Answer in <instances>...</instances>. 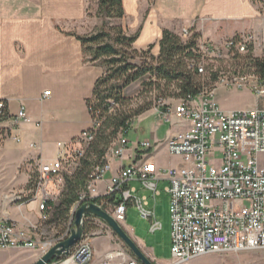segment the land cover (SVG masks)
Masks as SVG:
<instances>
[{
	"label": "built area",
	"instance_id": "2783aa9c",
	"mask_svg": "<svg viewBox=\"0 0 264 264\" xmlns=\"http://www.w3.org/2000/svg\"><path fill=\"white\" fill-rule=\"evenodd\" d=\"M192 24L180 31L182 39L190 37ZM201 58L190 62L188 69L204 74L205 57L213 53L206 41L198 40ZM227 50L239 54L247 52L264 56V30L239 32L224 40ZM219 85H249L257 96V104L251 108L223 111L214 100L218 85L203 90L198 95L179 99L167 110H162L164 99H159L155 109L157 119L170 120L174 115L186 127L166 142L167 153L181 157L176 167H158L150 156L134 160L120 167L106 181L103 192L97 182L104 179L111 170L103 160L88 175L77 200L71 206L65 233L54 242H41L42 223L46 221L63 188V175L70 174L72 166L84 155L86 146L93 140L100 127L101 118L90 117V125L83 129L73 141L58 142V152L51 160L37 159L36 172L27 192L10 193L5 196L11 203L27 204L37 202L38 217L25 223L0 217V249H34L40 245L46 252L55 243L68 237L73 227L75 210L85 202H93L122 223L126 219L127 206L134 204L139 216L150 221L149 231L161 228L154 210L149 207L146 195L137 196V182L153 199L161 194L159 182H166L163 191L169 199L171 264H181L207 253H231L249 249H264V84L255 78L249 83L245 76L228 79L219 78ZM49 91H44L43 97ZM91 109V108H90ZM25 108L21 106L14 115L6 111V104L0 100V121L8 125L0 127V142L7 137L19 140L12 133L16 125L25 120ZM130 129V128H129ZM123 129L109 153L122 157L128 140ZM147 151L148 140L139 143ZM219 157L213 159L214 151ZM98 219L88 215L85 221ZM100 220V219H99ZM48 264H140L130 253L112 249L101 258L95 257L92 239L84 231L67 255L53 259Z\"/></svg>",
	"mask_w": 264,
	"mask_h": 264
},
{
	"label": "crops",
	"instance_id": "0c3cea01",
	"mask_svg": "<svg viewBox=\"0 0 264 264\" xmlns=\"http://www.w3.org/2000/svg\"><path fill=\"white\" fill-rule=\"evenodd\" d=\"M122 3L124 16L117 24L127 34L139 31L133 48L145 50L152 45L150 53L154 56L159 53L164 28L177 32V26L180 29L192 24L199 40L206 42L220 41L239 32L264 30V0H122ZM97 25L98 19L88 0H0V100L5 102L9 115H14L21 106L26 112L25 120L12 130L19 140L7 137L0 145L5 153L4 167L9 170L7 184L0 188V217L23 223L33 220L25 210L26 204L11 203L5 198L12 193V185L28 183L27 176L21 177L19 171L28 161L55 158L58 142L73 141L90 125L86 100L104 67L88 60L74 34L90 33ZM44 91L50 93L43 97ZM220 108L225 112L241 109ZM149 115H139L138 121ZM171 117L175 122L162 147L144 151L136 140L126 147L122 157L106 153L111 170L97 182L99 192L104 191L114 172L134 160L150 156L158 167L181 164L179 156L171 155L167 163L162 156L163 152L168 154L166 140L187 125L174 115ZM7 125L6 120L0 121L3 129ZM155 136L150 132L151 138ZM131 184L136 187L137 196L148 197L149 192L139 183ZM131 237L140 245L132 234ZM92 244L96 258L111 249L106 237L93 238ZM146 254L150 256V252Z\"/></svg>",
	"mask_w": 264,
	"mask_h": 264
},
{
	"label": "rangeland",
	"instance_id": "374dc122",
	"mask_svg": "<svg viewBox=\"0 0 264 264\" xmlns=\"http://www.w3.org/2000/svg\"><path fill=\"white\" fill-rule=\"evenodd\" d=\"M88 1L93 6L94 15L98 19V25L93 30H101L102 28L109 29L112 25L117 24L116 19H108L105 16L98 14V0ZM183 27L179 29V26H177L176 33L180 34ZM193 32H195V30H192V33ZM224 40L225 38L220 41H207L213 49V53L205 57V70L207 73L210 71H216L219 78L228 79V82H230L235 76H245L247 77L249 83L255 82V78L257 77L254 75V68L250 64H247V62L245 63L243 60L245 54H239L234 51L227 50L224 47ZM236 55H239V57L237 58ZM252 56L257 57L259 56V53H252ZM130 61L137 65H141L143 58L138 56L131 58ZM205 78L206 80H204L207 81L206 85H218L214 90V100L218 103L219 107L251 108L257 104V96L249 85L241 87L237 85H219V83L215 81L212 82V80H208V77ZM143 81L147 83L145 86L142 84ZM149 82L150 80L148 76H145L142 79L131 83L123 90V95L128 99L127 104L117 106L125 113H131L140 108L149 106L146 111L141 113L143 116L150 114L144 120L138 121L141 118L139 115L132 117L130 121V129L125 134V138L128 140L127 146H131L134 141L136 142V140L140 142L148 140L151 144V148L162 147L164 140L170 133V126L175 122L173 117H171L169 121H166L163 118L157 119L154 113L156 111L155 109L159 106L158 104L160 98L164 99L166 103L162 106V110L171 109L178 102V99L176 97L160 96L158 90L154 88L155 85H150ZM161 87L163 88V86ZM172 89V86L168 88L167 93L172 91ZM150 132L155 133V138L150 137ZM118 137L119 135L117 138ZM117 138L114 142H116ZM1 143L2 142H0V145ZM113 144H111L109 148H111ZM108 152L109 149L107 150V153ZM4 155L5 153L0 150V188L7 184L9 172V170L4 167ZM162 156L165 163L172 158L170 154H165V152L162 153ZM218 157L219 152L215 149L212 158L216 159ZM35 172L36 168L34 166V162L31 163L30 161H28L26 165H23L19 171L21 177L24 175L27 176V182L31 176H34ZM165 184L166 182L159 183L158 187L161 190V194L155 199H153L150 192L148 193V208L154 210L156 220L161 223L160 229L155 232H150V221L139 216L134 204H129L127 206L126 219L120 223L130 236L132 234L134 238L138 239L140 245L136 244L145 254L146 252H150V256L146 255L155 264L172 263L170 250V215L168 210L169 199L168 195L163 191V185ZM11 188L12 193L19 192L20 190L26 191L27 199L31 198V193L29 192L30 189L27 188V183L24 185L22 182H19V184L17 183L12 185ZM25 210L33 216V220L38 217L37 202L33 200L29 201L25 205ZM50 218L51 216L42 223L41 242H54L56 239L61 237L67 229L68 220L62 223L58 219L49 222L48 220ZM86 226V232L91 239L106 237L109 242H111L110 250L119 249L130 253L123 242L102 220H90L87 222ZM99 248H102V246H99ZM42 255L43 252L40 249V245L34 249H0V264H33ZM181 264H264V249H249L231 253H207Z\"/></svg>",
	"mask_w": 264,
	"mask_h": 264
},
{
	"label": "trees",
	"instance_id": "16d2710c",
	"mask_svg": "<svg viewBox=\"0 0 264 264\" xmlns=\"http://www.w3.org/2000/svg\"><path fill=\"white\" fill-rule=\"evenodd\" d=\"M98 14L108 19H121L124 16L122 0H98ZM138 34L139 31L127 34L120 24L83 35L74 34L81 42L88 60L97 61L104 67L103 74L94 83L91 97L86 100L90 117L99 116L101 124L93 140L86 146L84 155L72 166L71 173L63 175V188L58 203L53 206L49 222L58 219L62 223L68 220L70 208L77 200L89 173L105 160L107 150L120 131L130 128L132 117L149 108L146 106L131 113L121 111L117 106L127 104L128 99L123 95L127 86L148 76L149 84L155 85L160 96L176 97L179 100L187 96L194 97L213 87L206 85L205 77L212 82L219 79L216 71L198 74L188 69L190 62H196L202 56L197 47L198 32H193L184 40L180 34L164 28L157 56L150 53L152 45L145 50L133 48L132 44ZM138 56L143 58L141 65L130 61ZM243 60L254 68V75L259 82L264 83V56L254 57L251 52H247ZM142 84L145 86L147 83L143 81ZM171 86L172 91L167 93ZM32 179L31 176L27 183L29 189L32 188ZM86 225L87 221L84 223L85 232Z\"/></svg>",
	"mask_w": 264,
	"mask_h": 264
},
{
	"label": "water",
	"instance_id": "95a60500",
	"mask_svg": "<svg viewBox=\"0 0 264 264\" xmlns=\"http://www.w3.org/2000/svg\"><path fill=\"white\" fill-rule=\"evenodd\" d=\"M94 216L102 220L111 231L123 242L131 255L136 258L140 264H155L136 244L132 237L125 231L122 225L117 222L106 210L93 202L82 203L74 212L73 227L68 237L55 243L33 264H48L53 259L62 255H67L70 249L82 239L84 234L85 216Z\"/></svg>",
	"mask_w": 264,
	"mask_h": 264
}]
</instances>
